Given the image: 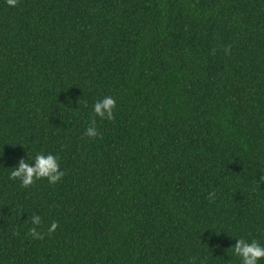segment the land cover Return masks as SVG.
Segmentation results:
<instances>
[{
  "label": "trees",
  "instance_id": "obj_1",
  "mask_svg": "<svg viewBox=\"0 0 264 264\" xmlns=\"http://www.w3.org/2000/svg\"><path fill=\"white\" fill-rule=\"evenodd\" d=\"M262 175L264 0H0V264H241Z\"/></svg>",
  "mask_w": 264,
  "mask_h": 264
},
{
  "label": "clouds",
  "instance_id": "obj_2",
  "mask_svg": "<svg viewBox=\"0 0 264 264\" xmlns=\"http://www.w3.org/2000/svg\"><path fill=\"white\" fill-rule=\"evenodd\" d=\"M6 4L10 7L18 5V0H6ZM79 103V101H78ZM87 107V104L84 105ZM116 108V100L112 96H106L102 100H97L93 105V115L88 126L85 129L84 135L88 138L95 139L100 133L96 127V118L113 120L115 118L114 109ZM32 164L21 158L18 166L14 167L10 173L9 179L19 180L22 188H29L36 181L46 179L49 184H57L65 175V172L60 169L58 157L53 154L37 153L33 158ZM264 182V175L259 179ZM215 192L208 194V199L215 198ZM31 227L28 235L37 240H43L45 235L51 236L57 229L58 223L53 221L47 229V233L38 231L41 225V217L33 214L31 218ZM235 256L240 258L241 264H258L264 259V245L255 239L250 242L244 238H239L234 247H232Z\"/></svg>",
  "mask_w": 264,
  "mask_h": 264
}]
</instances>
